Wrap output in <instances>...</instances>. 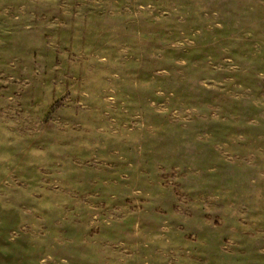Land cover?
Masks as SVG:
<instances>
[{"label": "rangeland", "instance_id": "374dc122", "mask_svg": "<svg viewBox=\"0 0 264 264\" xmlns=\"http://www.w3.org/2000/svg\"><path fill=\"white\" fill-rule=\"evenodd\" d=\"M10 257L264 264V0H0Z\"/></svg>", "mask_w": 264, "mask_h": 264}, {"label": "crops", "instance_id": "0c3cea01", "mask_svg": "<svg viewBox=\"0 0 264 264\" xmlns=\"http://www.w3.org/2000/svg\"><path fill=\"white\" fill-rule=\"evenodd\" d=\"M25 237H23L22 239L26 240L27 238H25ZM14 263H16V260H14ZM0 264H13V260L11 259V257L9 259L8 258H1Z\"/></svg>", "mask_w": 264, "mask_h": 264}]
</instances>
